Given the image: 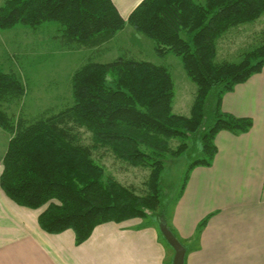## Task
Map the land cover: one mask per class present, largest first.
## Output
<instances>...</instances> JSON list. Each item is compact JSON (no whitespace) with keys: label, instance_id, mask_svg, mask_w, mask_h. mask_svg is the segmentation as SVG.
Instances as JSON below:
<instances>
[{"label":"trees","instance_id":"1","mask_svg":"<svg viewBox=\"0 0 264 264\" xmlns=\"http://www.w3.org/2000/svg\"><path fill=\"white\" fill-rule=\"evenodd\" d=\"M263 16L264 0H143L127 21L112 0H5L0 33L18 27L38 33L53 25L62 49H74L73 43L100 47L130 26L154 43L158 57L179 58L196 95L191 115H179L174 112L175 83L166 66L123 56L90 61L72 74L70 103L29 122L12 110L21 107L26 85L0 59V128L11 136L1 189L17 205L40 211L38 224L44 232L71 230L77 245L101 225L154 216L174 233L162 200L166 157L179 156L190 137L201 135L204 158L190 166L176 203L191 171L214 163L218 133L240 135L253 127L252 119L225 113L222 99L264 68V35L239 63L218 62L217 41ZM82 129L92 135V145L83 144ZM173 140L181 144L174 147ZM103 149L150 171L144 193L108 175L93 154Z\"/></svg>","mask_w":264,"mask_h":264},{"label":"crops","instance_id":"2","mask_svg":"<svg viewBox=\"0 0 264 264\" xmlns=\"http://www.w3.org/2000/svg\"><path fill=\"white\" fill-rule=\"evenodd\" d=\"M112 1L127 21L143 0ZM222 110L252 119L253 127L217 134L214 163L191 171L169 225L186 248L185 264H264V68L226 93ZM10 139L0 128V174ZM39 213L17 205L0 187V264H174L175 250L153 217L101 225L77 245L71 230L44 232Z\"/></svg>","mask_w":264,"mask_h":264},{"label":"rangeland","instance_id":"3","mask_svg":"<svg viewBox=\"0 0 264 264\" xmlns=\"http://www.w3.org/2000/svg\"><path fill=\"white\" fill-rule=\"evenodd\" d=\"M195 1L205 2V0ZM4 2L5 0H0V6ZM56 34L53 25L43 26L38 33L23 30V27L0 33L1 62L7 71L12 69L21 76L27 89L21 107L12 108L17 117H24L29 122H34L46 116V111L58 113L70 103L71 88H68V83L70 85L68 79L78 64H86L97 59L103 62L110 60L111 62L121 56L166 66L175 83L174 112L184 116L191 115L196 86L188 78L179 58L172 54L163 58L158 57L153 48L154 43L134 31L130 26H127L108 43L96 48H83L73 43L74 49H62L56 40ZM263 35L264 16L253 24L245 25L244 28L229 31L217 41L216 60L218 62H241L243 53L259 46L260 38ZM136 39H141L137 45L133 44ZM58 87L61 88L59 94L57 93ZM80 133L83 144H93L92 135L89 132L82 129ZM172 144L177 147L181 141L173 140ZM187 144L188 149L179 156L166 157L161 187L163 190L162 200L165 205H168L167 223L170 221V211L182 191L190 166L195 161L204 158L201 135L190 137ZM93 154L97 161L104 164L109 176L134 188L138 193L145 192V182L148 179L149 170L135 168L118 160L110 150H98ZM153 218L158 220L156 216ZM160 224L166 225L164 222H160Z\"/></svg>","mask_w":264,"mask_h":264},{"label":"water","instance_id":"4","mask_svg":"<svg viewBox=\"0 0 264 264\" xmlns=\"http://www.w3.org/2000/svg\"><path fill=\"white\" fill-rule=\"evenodd\" d=\"M161 232L171 247L175 250L174 264H185L186 248L168 228L167 225H161Z\"/></svg>","mask_w":264,"mask_h":264}]
</instances>
